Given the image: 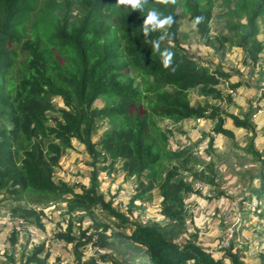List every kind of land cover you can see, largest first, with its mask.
Segmentation results:
<instances>
[{
	"label": "trees",
	"instance_id": "16d2710c",
	"mask_svg": "<svg viewBox=\"0 0 264 264\" xmlns=\"http://www.w3.org/2000/svg\"><path fill=\"white\" fill-rule=\"evenodd\" d=\"M237 7V15L246 19L249 27L239 46L257 63L264 51V40L257 39L264 0H238ZM178 8L192 25L197 17H203L195 28L210 45L212 0H176L174 4L147 0L142 10L117 7V0H0V118L11 126L0 131V192L32 206L64 202L70 215L84 212L93 216L94 209L100 207L118 221V229L132 228L131 234L120 236L139 246L150 264H224L225 259L230 264H245L241 250L232 246L219 258L197 243L176 245L160 227L130 220L99 192V172L112 173L120 165L117 169L138 183L132 204L158 190L161 215L181 220L183 194L190 186L178 180L181 167L174 162L188 164L190 151L186 147L167 150L172 132L160 127L158 121L179 124L206 119L215 122V135L232 139L233 131L225 127L226 119L231 118L236 127L256 136L252 106L238 116L220 106L191 104L189 94L198 90L203 97L232 105V96L222 87L231 74L221 64L205 66L180 49ZM151 10L160 19L172 17L173 23L150 30L145 37L143 25ZM165 32L156 51L151 41ZM218 40L221 45L230 42ZM165 50L173 53L169 68L163 65ZM239 86L229 84L233 91ZM54 98H60L63 107L57 109ZM51 113L57 114L52 124ZM105 121L112 127L98 142L93 141ZM74 140L85 147L92 160L87 187L54 179L55 169L73 148ZM209 141L212 149L213 140ZM246 153L260 164L261 188L250 190L259 200L264 194V155L252 145ZM165 162H170L167 170ZM210 170L213 173L212 165ZM18 207L38 220L44 214L42 208ZM92 221L90 227L80 230L78 238L71 223L66 233L57 236L73 245L75 264H97L95 258L84 262L82 249L108 246L110 226ZM16 241V237L12 239L13 244ZM43 248L38 247L25 263L46 264L47 258H40Z\"/></svg>",
	"mask_w": 264,
	"mask_h": 264
},
{
	"label": "rangeland",
	"instance_id": "374dc122",
	"mask_svg": "<svg viewBox=\"0 0 264 264\" xmlns=\"http://www.w3.org/2000/svg\"><path fill=\"white\" fill-rule=\"evenodd\" d=\"M212 1L210 45L201 39L182 9H177L180 49L205 66L222 63L225 57L227 60L233 59V64H230L231 68L228 69L234 75L232 83L242 82L239 80L240 74L251 82L253 80L257 82L261 72L264 77V51L260 55L259 63H254L239 46L243 34L248 32L249 27L246 19L236 13L238 0ZM258 30L257 39L263 41L264 18L258 19ZM218 38H227L230 42L221 45L217 42ZM204 52L210 53L211 56L204 57ZM132 74L134 72L130 74L131 77ZM259 81V85L263 86L259 95L262 99L264 79L261 77ZM223 87L229 89L227 85ZM198 95L197 90L190 92V100L194 105L196 102L201 103ZM53 102L57 109L63 107L60 98H54ZM100 105L103 106L104 103L100 102ZM49 116L52 118L50 121L52 124L57 114L51 113ZM252 120H256L255 115ZM158 124L160 127L164 126L160 121ZM232 124L234 120L227 118L226 127L233 128ZM6 126L11 127L0 118V131ZM111 127L108 121L103 122L94 134L93 141L98 142L103 132ZM235 131L236 135L232 139L221 135L215 136L213 127L197 131L198 136L191 138L186 133L175 131L178 138H185L184 144L174 135L170 137V146L167 150L177 151L180 147H186L191 157L186 165L183 164V160L176 159L174 162L181 167L178 180H183L190 186L183 194L181 220L171 221L161 215L158 190L132 204L138 183L135 178L126 177L121 169H117L120 165L115 166L112 173H109V170L99 172V192L107 199H111L114 207L121 210L130 220L145 226L160 227L164 236L176 245L183 247L191 242L197 243L219 258L224 256V249L232 246L233 250H241L245 264H264V194L258 200L256 193H250L253 188L257 191L259 187L261 188L258 178L260 164L246 153L247 148L252 145L264 155V131L257 128L254 138L245 131ZM211 139L212 149L209 147ZM91 162L85 147L74 140L73 148L67 151L61 159L60 166L55 169L54 179L56 182L64 181L87 187L90 185L93 170ZM169 163H164L165 170L168 169ZM211 165L214 167L213 173L210 170ZM97 166L102 168L104 165ZM196 183L202 185L203 191L195 189ZM20 205L36 210L42 208L44 214L39 220L36 216H26V212L18 207ZM92 219L110 226L108 231L110 238L108 246L101 252L91 245L82 249L84 262L95 258L97 264H150L139 246L122 237L131 234L132 228L118 229V221L101 212L100 207L94 209L93 216L84 212L70 215L64 202L32 206L26 202H15L12 198L6 197L4 192H0V264H26L27 258L42 246L44 248L40 258L46 257V264H75L73 245L65 243L57 236L66 233L71 223L72 233L78 238L80 230L91 226ZM15 237L17 241L13 244L12 239ZM224 264H230L229 260L225 259Z\"/></svg>",
	"mask_w": 264,
	"mask_h": 264
},
{
	"label": "crops",
	"instance_id": "0c3cea01",
	"mask_svg": "<svg viewBox=\"0 0 264 264\" xmlns=\"http://www.w3.org/2000/svg\"><path fill=\"white\" fill-rule=\"evenodd\" d=\"M203 55H204V57L211 56L210 53H207V52H204ZM196 61L201 63L199 60H196ZM257 63H259V61ZM215 64H217V65L221 64V66H222V68H224L225 72L231 74L229 80L226 81L224 84V85H227V88H229L230 83L231 84H235V83L240 84V86L236 89V91L230 90V88L225 89L226 87H223L224 85L222 86L224 91H227L232 96L233 104L228 106L226 104L214 101L211 98L203 97L200 95L199 91L197 90L198 94H199L198 97H200V99H201L199 101L202 104H209L211 106H220L221 108L225 109L227 111V113H230L229 111L232 110V112L230 114H234V115H238V116H241L242 113L250 110L251 106H252V110L254 108H257L256 110L254 109V112H253V115H257L256 120H254V121L252 120V122L255 123L258 126V128L262 129V131H264V95L262 96V99L259 98L260 92L263 89V86L259 85V82H260L259 80L261 79V77H262V80L264 79V77L262 76L263 72H261L260 79L258 76L257 82H254V80L251 82L250 79L248 80V78L246 76H242L240 74L239 80H241L242 82L232 83L231 79L234 78V75H232V73L229 72L228 69L231 68L230 64H233V59L227 60L225 57L224 62H222V63L217 62ZM260 65L262 66L263 64H260ZM212 66H216V65H212ZM230 91H232L233 93H230ZM189 97H190V94H189ZM201 103L196 102L195 105L193 103H191V104L193 106H197L198 104H201ZM229 119H231V118H229ZM162 123L164 124V126H162V128L171 131L172 135H174L175 138H177L183 144H184L185 138H178L179 136H177L174 133L175 131L178 133H181V134L186 133V135H188L191 138L192 136H198L197 131H204L205 128L206 129L212 128V127H214V124H215L214 121H210V120H206V119L196 120V121L187 120V121H185L183 123H179V124H174V123L166 120V121H162ZM232 125H233V128L226 127V122H225V127L227 129L233 131L234 135H236L235 130L245 131L241 128L236 127L235 124H232ZM193 128H194V130H193ZM238 133H240V132H238ZM186 135H184V137H186ZM215 136L218 137L219 135H215ZM181 148L182 147H180L178 150H180Z\"/></svg>",
	"mask_w": 264,
	"mask_h": 264
},
{
	"label": "clouds",
	"instance_id": "9594fccd",
	"mask_svg": "<svg viewBox=\"0 0 264 264\" xmlns=\"http://www.w3.org/2000/svg\"><path fill=\"white\" fill-rule=\"evenodd\" d=\"M157 3L168 4L175 3L176 0H156ZM147 3V0H117V7L119 6H130L132 10H142L144 4ZM203 20V17H197L193 22L192 27L195 28ZM173 23L172 17H166L164 19H160L159 14L155 10H151L148 12L147 19L144 21L143 25V34L145 37L149 35V31H156L159 29H165V26H170ZM151 26V29L150 27ZM167 33L161 35L158 40L151 41L153 48L156 51H159L161 41L166 38ZM163 56V65L165 68H169L172 63L173 53L171 51L165 50L162 53Z\"/></svg>",
	"mask_w": 264,
	"mask_h": 264
},
{
	"label": "built area",
	"instance_id": "2783aa9c",
	"mask_svg": "<svg viewBox=\"0 0 264 264\" xmlns=\"http://www.w3.org/2000/svg\"><path fill=\"white\" fill-rule=\"evenodd\" d=\"M230 93H233L232 91H230ZM256 116L257 115H255V118H256ZM253 117V116H252ZM195 189L196 190H199V191H203V187H202V185L201 184H198V183H196V185H195ZM195 209H197V207L195 208ZM99 252H101V250H98Z\"/></svg>",
	"mask_w": 264,
	"mask_h": 264
}]
</instances>
